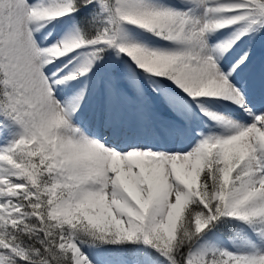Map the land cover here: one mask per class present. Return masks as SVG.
Segmentation results:
<instances>
[{"label":"snow or ice","instance_id":"1","mask_svg":"<svg viewBox=\"0 0 264 264\" xmlns=\"http://www.w3.org/2000/svg\"><path fill=\"white\" fill-rule=\"evenodd\" d=\"M0 264H264V0H0Z\"/></svg>","mask_w":264,"mask_h":264}]
</instances>
